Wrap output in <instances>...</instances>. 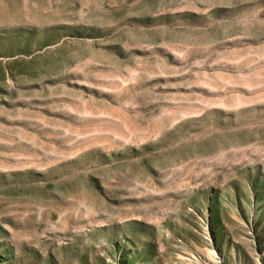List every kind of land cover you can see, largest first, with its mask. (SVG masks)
Returning <instances> with one entry per match:
<instances>
[{
  "label": "rangeland",
  "instance_id": "obj_1",
  "mask_svg": "<svg viewBox=\"0 0 264 264\" xmlns=\"http://www.w3.org/2000/svg\"><path fill=\"white\" fill-rule=\"evenodd\" d=\"M0 264H264V0H0Z\"/></svg>",
  "mask_w": 264,
  "mask_h": 264
}]
</instances>
